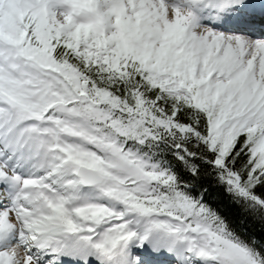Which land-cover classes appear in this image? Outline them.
Masks as SVG:
<instances>
[{"label": "rangeland", "instance_id": "374dc122", "mask_svg": "<svg viewBox=\"0 0 264 264\" xmlns=\"http://www.w3.org/2000/svg\"><path fill=\"white\" fill-rule=\"evenodd\" d=\"M6 1H0V6L6 7L8 4V1ZM127 1L128 0H9L12 6L9 11L17 13V17L20 18L18 19L15 17V24H17L19 29L23 27L20 20L29 13L31 15L29 20L39 21L41 27L50 26L53 32L57 33V37H59V34H64V37L69 39L70 42L72 41L76 48L80 47L85 50L88 56L99 58L102 55L103 44L106 43V46H108V44L115 42L120 49H128L130 54L136 57L139 56L143 61L154 62L159 67H154V64L151 62V71L156 72V70H158L159 72L152 73L151 76L154 77L158 76L157 74H162L160 78L157 79V82L162 84L161 89L164 90L166 94H174L178 98L188 101L191 106L195 107L207 105V107L211 109L221 104L222 110L219 113L220 122L218 124L221 125L222 130L226 127L229 128V132H232L234 128H237V131L245 129L253 130L259 127V125L264 124V109L257 115L258 119L251 120L252 114L257 111L252 112L253 108H249L255 103L257 105V99L264 96V94L262 95V91H264V62H262L260 58V70H257L258 62H256L253 64V67L249 66L240 69L238 74L234 77H229V75L225 76L229 84L226 89L227 93H224L225 96L216 99L217 97L215 98V96H213L214 93L212 91L205 89V91L213 94L203 91V84L206 83L209 78H213L212 75L215 72L220 71L221 66L217 68H214V66L217 58H222L224 55V49L222 47H205L201 37V33L203 31L205 32V30L200 29V25H196L194 20L189 19L187 17V12H184V14L183 12L171 8L170 6L174 7L171 2L174 0L165 2L167 6L154 2L147 6L144 0H134V4L137 5L135 8L131 7V10L130 4H128ZM178 1H180V4L181 2L186 3L188 0ZM131 2L132 0L130 3ZM59 4H62L63 7ZM193 5L194 1L191 0L188 6ZM49 8L52 9V21L46 20L43 18L44 16L42 17L40 14V12L43 13L44 10L47 14ZM132 13H134V15ZM48 16H50V14ZM152 17L153 19H158L154 21ZM127 18L132 21L130 23H134L138 26L132 28L127 23ZM140 18H143L144 21L140 20ZM143 22H148L151 28L154 27L153 29L159 32L148 29ZM154 23L159 25L155 26ZM125 24L132 28L133 31L129 33V36L123 38L122 29ZM228 35L230 36L231 34ZM127 38L130 39L129 42H132L130 45L125 44ZM6 43L7 39H4L0 35V46ZM215 45L217 47L218 42ZM256 49H258V52H263L260 47H251L248 51L254 52ZM15 52L18 55L17 58H19L21 55H19V52ZM247 53L245 52L242 55H246ZM239 55L241 56V54ZM23 59L27 60L26 58ZM32 59L33 60H29V65L34 64L35 59ZM194 59L202 66L200 70L201 75L198 77H196L195 73L196 64ZM38 63H40V61ZM205 63H208L206 64V68L205 65H203ZM7 67L8 66L2 63L0 64V120L4 121V117L2 116L8 113L6 115L7 127L3 130V141L2 139L0 140L2 149L12 144L15 132H12L9 127L10 125L13 126L16 120L14 119V115L17 112L15 108L10 104L8 105L1 96L5 97V99L19 102L20 105H22L21 102H23V105L25 104L23 106L24 110L26 112L29 111V113L33 115V119L29 121L18 114V117H21L22 120H20V118L17 119L25 122L23 127L30 125L29 128L32 130L34 139L41 141V144L44 146L52 147V152L49 154L44 153L43 147L39 158L48 162L47 168H50L52 174H55V179L52 180V183L56 184L55 189H60L61 192L67 191L66 204H63V210L60 214L58 213V215L65 220L66 224L71 229L80 233H96L97 226H95V222L91 218L92 216L90 217L87 212L84 213L83 211L81 218V216H78L76 213L79 208L83 206H87L90 210H95L93 214L98 216L99 220H103L102 225L107 226L111 223L117 224L122 222L128 210L123 204L112 206L113 202L111 199V195L114 192L113 190L117 189V186H121L131 193L129 202L133 206H138L137 204L135 205V200L138 199V197L146 202L154 204L160 202L161 199L155 194L152 189L153 183L151 184V181L158 180V174L154 165L123 150L119 144L114 143L113 137L109 138L105 136L103 132L96 131L95 128L88 123L86 118L82 116L87 110L92 113H97L96 109L90 106H82V113L76 112L75 115H72L71 112L66 111V116H55L51 120V110H48V107H46L49 101L44 99V95L41 94L32 96L30 94L31 89L27 90L23 88V84L15 82V77L10 70L11 67L10 69H6ZM12 69L14 68L12 67ZM209 71H212V73L208 76H204V73L209 74ZM196 78L201 79L199 82L201 86L197 83ZM218 81L217 79V85L220 87ZM239 82H241V85L244 84L250 91L255 90L259 86L261 87L254 91L253 95H247V98L244 96L240 99L245 90L243 88L244 86L241 87V90H238L237 87ZM61 83L64 85L66 94L67 92L72 93L66 78L63 77ZM59 90L61 91V88H59ZM237 90L239 92H237ZM60 94L62 93L60 92ZM251 96H255V98L252 99L253 103L250 102L251 100H246ZM240 100L241 103L245 102L248 107L245 103H239ZM65 106L71 108L70 101H68ZM54 120L57 126L53 124ZM139 120L140 119H135L134 122L129 123L127 127L131 124L134 125L127 128L124 133H132L133 130L139 126ZM101 122L107 125L104 120ZM62 132H64L63 137H61ZM220 133H222V131ZM110 139H112V141L108 142ZM107 144L108 146L114 144L113 147L121 151V153H119L120 163L124 159L131 164L129 169L134 171L131 179H128L131 177L128 174H125L124 177L123 175L120 177L117 172L119 170L114 166V162L116 161L115 157L112 156V161L106 160V158H108V151L105 152L103 148L105 149L106 147L107 149ZM118 146H120V148ZM63 157L66 158L68 163H59L57 158L60 159ZM70 157L75 161L70 160ZM45 158H48L49 161H46ZM40 161L38 165H40ZM78 164L95 169L108 179L106 180L105 178L104 183L93 188L92 191L82 192L77 186V180L72 177ZM261 164H264V156L262 157ZM41 165H43V163H41ZM36 167L38 168V166ZM112 167L114 169H111ZM126 167L128 166L126 165ZM43 171L48 172V170L44 169ZM46 172L45 175H47ZM130 174L132 175V173ZM0 176L3 178H7V176L13 177L10 172L8 173L6 171L1 163ZM52 191L56 190L53 189ZM98 192L101 193L97 194ZM63 198L64 197L59 198L61 204L64 203ZM53 202L56 203L55 201ZM53 202L50 201L49 198L46 202L43 201V203H46L45 209L47 211L52 212ZM43 207L44 205H41L40 202L36 203V208L38 210ZM59 208V205L57 208H54V210H56L54 213L55 216ZM161 209L166 210L167 206L162 203ZM169 211H172V209H169ZM160 213L162 214L153 215L154 218H151L153 224L147 227L145 226V233L143 230L140 231L142 236H145L149 232V241L151 242L153 239L157 241V243L155 242L156 244H151V246H154L156 249L164 248V251L168 253L184 254V263L189 261V258H187L189 255H195L197 259H200H198L199 261L193 260L191 264H256L249 255L238 252L230 242L220 239L214 241L212 239L213 243L210 239L211 235L205 228L197 227V230L192 232L187 222L177 220L170 214ZM44 214L45 210H41L38 215L45 217ZM47 215L52 218V213H48ZM142 217L145 220H142L143 224L149 221L148 218ZM84 219L89 221L85 222ZM5 220L7 219L0 221L1 226L2 224L5 225ZM23 221H26L25 216H23ZM10 225L12 226V224ZM113 227L114 224L108 226V228ZM98 237H100V235ZM0 238H2V235ZM139 238H141L140 233L131 239L132 244L134 243V239L140 243L141 241ZM217 246L222 248L221 253L217 251ZM0 256L3 257L2 255ZM25 258H27V256Z\"/></svg>", "mask_w": 264, "mask_h": 264}, {"label": "trees", "instance_id": "16d2710c", "mask_svg": "<svg viewBox=\"0 0 264 264\" xmlns=\"http://www.w3.org/2000/svg\"><path fill=\"white\" fill-rule=\"evenodd\" d=\"M11 7L8 1L4 10L0 9V35L7 39L0 46V61L11 63L13 51L40 61L36 73L45 83L47 106L60 103L53 108L54 114L68 111L75 115L82 113V106H91L97 113L87 110L82 116L96 131L113 137L123 150L155 166L160 175L151 184L161 200L154 204L138 197L134 200L140 209L164 211V203L172 209L170 214L192 228H205L214 241L230 242L256 264H264V171L259 145L264 126L232 132L228 128L222 135H210L209 115L218 110L195 108L166 94L157 82L162 74L151 76L159 72L151 71L152 61H143L115 42L104 45L99 58L88 56L63 35L57 37L39 21L29 20L31 16L22 20L25 29L21 31L13 21L17 14L9 11ZM43 67L48 72L42 71ZM63 77L72 93H65ZM42 92L40 88L38 95ZM68 101L71 108L65 106ZM135 119H140L139 126L124 133ZM113 145L107 148L117 157ZM122 165L119 160L114 163L121 174L133 177L134 171ZM116 195L130 205L131 194Z\"/></svg>", "mask_w": 264, "mask_h": 264}, {"label": "bare ground", "instance_id": "6f19581e", "mask_svg": "<svg viewBox=\"0 0 264 264\" xmlns=\"http://www.w3.org/2000/svg\"><path fill=\"white\" fill-rule=\"evenodd\" d=\"M130 1L131 0H128L131 10V7L135 8L137 4H134V0H132L131 3ZM167 1L168 0H144L147 6L152 2L156 4H164L167 6V4H165V2ZM190 1L191 0H188L186 3L181 2L179 4L180 1L174 0L171 1L174 7H170L183 13L187 12V17L194 20L196 25H200V29L205 30V32L202 30L203 32L201 33L202 41H204L205 47H222L224 49V55L222 56V58H217L216 64L214 66V68L221 66L220 71L215 72L213 69V71L215 72L212 75L214 79L209 78L208 81L203 84L204 90L202 89L203 91H205V89H207L208 91H212L215 95L211 92H205L213 94V96H215V98L217 97L216 99H218L219 97L225 96L224 93H227L226 89L229 84L228 79H225V76L229 75V77H234L238 74V71L240 69H244L249 66L253 67V64H255L256 62H258L257 70H260L262 56H264V44L254 41L257 39H249L246 36H249L250 34H242V30L239 32L237 30H230L229 28H227L229 26H227L226 28H220L215 25L211 26L210 20L212 16L209 17V15L212 14L213 11H222L224 14L235 16L236 12L231 13L230 9L235 8L238 10H243L244 8L250 6L254 9H258L260 7H264V5L262 4L264 0H192L194 1V5L188 6V3H190ZM205 6H210L211 9L210 12H207L208 16L204 15V12L201 10L203 8L206 9ZM199 7L201 9H199ZM191 8L202 12L192 14L190 13ZM157 19L154 18L153 20L156 21ZM237 20L238 18L234 19V22ZM228 24L229 23L227 21V25ZM154 25L158 26L159 24L154 23ZM246 25L249 26L248 20ZM228 34L231 35L229 36ZM261 40L264 41V39ZM217 42L218 45L216 47L215 44ZM251 47H260L263 52H258V49L254 50V52H250L248 50H250ZM245 52L248 53L246 55H242ZM239 54H241V56ZM194 62L196 64V77H198L201 75L200 70L202 66H200V63L195 59ZM262 62H264V60H262ZM206 64L208 63L203 64L205 65V68ZM211 73L212 71H209V74L204 73V76H208ZM196 79L197 83L199 84L201 79ZM217 79L219 80L218 84L220 85V87H218L217 85ZM243 86L244 84L241 85V82H239L237 87L238 90H241V87ZM243 88L245 92L241 95L240 99H242V97L244 96L245 98H247V95H253V92L258 90V88H256L255 90L250 91L245 86ZM238 90L237 92H239ZM263 94L264 91H262V95ZM254 98L255 96H251L246 100H251L250 102L253 103L252 99ZM257 100V105L255 103L254 105H251L249 107L253 108L252 112H258L264 109V96L258 98ZM239 103H241V100L239 101ZM19 122L20 120H15L12 126L15 131V136L12 140V144L2 149V145L0 143V155L4 156L9 161L8 164L10 167H12L14 170H17L18 173H22V178L27 180L28 185L31 188V191L28 193H30L32 199H35L44 191L46 197H49L52 202L56 198L57 202H53L52 212L45 209L46 203H43V201H40V204L44 205V207L40 210H36V204L34 201L31 204L30 208L26 209L27 207L22 204L25 209L23 211L19 210L18 204L15 203L14 205V196L10 194V190L12 189L10 182H6V184L3 183V187H0V205L2 206L0 210V221H4V219L7 220H5V225H0L1 227H5L4 231L0 233V236L2 235V238H0V255L3 256H0V264H38L39 262H41L42 258L44 260V258H46L47 256H50L51 259L50 261L46 262V264H52L54 262L59 263L60 256L69 257V255L74 259H80L82 264L84 262L114 264L115 262L111 260L107 261L105 257H112L115 252L118 253L119 258L123 260L125 256H127V253H129L130 250L134 247V243L132 244L131 239L134 236H137L138 233L142 230L145 233V226L147 227L150 224H153L151 222V218H148L149 221L143 224L142 220H144V218L142 216L144 215L137 211H130L128 212L129 215L127 214V216L120 223H111L107 226L103 225L101 227H96L95 234L93 232H79L73 234V231L69 229V227L64 223L63 219L60 218V215H58V213L60 214V212L63 210V204H66V192H63L62 196L61 193H53L51 192V189L43 185V187H45L43 188V190H38L37 194H31L32 191L34 192V190H32V187L36 185V178L46 176V171H43L42 174L34 166H30V161L36 160V154L37 156L40 155L41 151L38 150L42 144L41 141L33 138V133L30 128L19 130L21 129L19 127ZM3 123L4 122L0 121V135L1 130L4 129V126H2ZM221 129V125L218 124L217 121H214L210 126V130L213 133L220 132ZM1 139L2 138L0 137V140ZM42 147H44V153L51 150L49 146L42 145ZM57 159L64 163H66L67 161L65 157ZM45 160L49 161L48 158H45ZM62 197H64V203L61 204L59 198ZM58 205L60 206V208L55 216L54 213L56 210H54V208H57ZM41 210H45V217H41L40 215H38L40 214ZM48 213H52V218L47 215ZM14 214L16 215L14 216ZM16 216H18L19 218H16ZM23 216H25L26 218L25 222L23 221ZM144 217L147 218L146 216ZM10 224H12V226ZM113 224V228H108V226ZM148 234L149 232L146 235L148 236ZM99 235L100 237H98ZM14 242L16 244H14ZM53 249H57L59 252V256L56 260L52 258ZM98 250H100L99 253ZM26 256L27 258H25Z\"/></svg>", "mask_w": 264, "mask_h": 264}, {"label": "water", "instance_id": "95a60500", "mask_svg": "<svg viewBox=\"0 0 264 264\" xmlns=\"http://www.w3.org/2000/svg\"><path fill=\"white\" fill-rule=\"evenodd\" d=\"M77 176L80 178L83 186L98 185L103 181V177L100 176L95 170L79 166L77 169Z\"/></svg>", "mask_w": 264, "mask_h": 264}]
</instances>
